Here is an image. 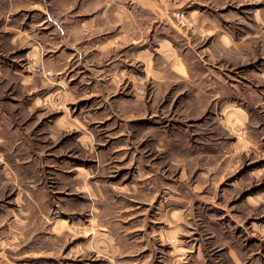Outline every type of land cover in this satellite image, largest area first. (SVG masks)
I'll use <instances>...</instances> for the list:
<instances>
[{"label":"rangeland","instance_id":"obj_1","mask_svg":"<svg viewBox=\"0 0 264 264\" xmlns=\"http://www.w3.org/2000/svg\"><path fill=\"white\" fill-rule=\"evenodd\" d=\"M0 0V264H264V0Z\"/></svg>","mask_w":264,"mask_h":264},{"label":"crops","instance_id":"obj_2","mask_svg":"<svg viewBox=\"0 0 264 264\" xmlns=\"http://www.w3.org/2000/svg\"><path fill=\"white\" fill-rule=\"evenodd\" d=\"M145 2H146V5H148V4H147V0H145Z\"/></svg>","mask_w":264,"mask_h":264}]
</instances>
